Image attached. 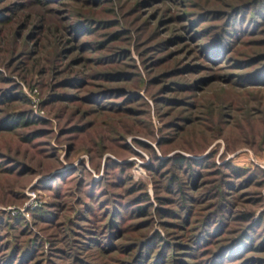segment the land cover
<instances>
[{"label": "rangeland", "instance_id": "374dc122", "mask_svg": "<svg viewBox=\"0 0 264 264\" xmlns=\"http://www.w3.org/2000/svg\"><path fill=\"white\" fill-rule=\"evenodd\" d=\"M0 264H264V0H0Z\"/></svg>", "mask_w": 264, "mask_h": 264}, {"label": "trees", "instance_id": "16d2710c", "mask_svg": "<svg viewBox=\"0 0 264 264\" xmlns=\"http://www.w3.org/2000/svg\"><path fill=\"white\" fill-rule=\"evenodd\" d=\"M40 1V0H38ZM19 120L18 119H5V121L2 122L1 127H3L4 129L6 128H14V126H16V124H18ZM178 161L179 164H185V158L183 156H179L176 159V162ZM144 198L146 199V195H144ZM141 211H143V208H140Z\"/></svg>", "mask_w": 264, "mask_h": 264}]
</instances>
